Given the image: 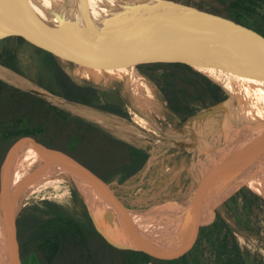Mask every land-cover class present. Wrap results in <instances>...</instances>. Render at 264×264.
Masks as SVG:
<instances>
[{"label":"rangeland","instance_id":"1","mask_svg":"<svg viewBox=\"0 0 264 264\" xmlns=\"http://www.w3.org/2000/svg\"><path fill=\"white\" fill-rule=\"evenodd\" d=\"M182 1L192 5L199 4L207 10L222 9L216 0ZM255 1L256 17L247 21L250 25H255L254 27L264 22V0ZM1 22L5 25V30H0L2 36L11 25L5 19H1ZM22 39L26 44L19 51L21 68L32 79H36L41 68L35 53L38 48L36 45L43 43L35 36ZM173 41H177L176 47L193 54L191 49L195 47V38L189 37L185 42L173 38ZM149 48L152 52L165 56V53L151 46ZM197 51L201 60L213 54L204 42L198 43ZM62 63L75 80L80 83L89 82L97 87V104L118 107L128 112L130 119L105 114L98 109L70 103L45 93L30 81L2 67L0 78L21 89L45 96L54 105L99 124L120 139L150 149L151 160L136 176L137 179L131 182L114 180L106 184L112 200L131 223L149 234L156 228L171 235L175 234L178 244L198 253L227 246L244 234L251 215L248 200L237 188L232 177L217 163V152L213 148L220 131L222 112L215 113L196 103L185 108L190 112L173 115L170 114L172 108L156 106L151 98L143 101L140 96L127 98L122 94V91L126 92L125 83L131 81L108 80L103 77L104 82L96 84L89 74L75 64L69 61ZM197 100L211 103L207 96L198 95ZM263 129L264 107L255 111L239 129L235 148L240 158L244 157L250 162V167L256 174V177L249 178L263 208L259 229L238 254L226 260L202 264H264ZM162 134L171 136L174 142H168ZM190 154L195 161L190 160ZM27 156L26 150L20 154L18 160L25 162ZM208 162H212L209 174L206 172ZM64 167L71 171L68 172ZM74 189L78 190L80 197L73 196ZM6 197L16 220L25 210L43 215L46 201L59 205L77 218L83 217L84 206L89 205L80 175L67 157L61 162L49 165L42 159L30 165H14ZM179 226L187 230L179 231ZM125 245L126 241L117 246ZM5 248L0 258L1 264H23L11 243L5 241Z\"/></svg>","mask_w":264,"mask_h":264},{"label":"water","instance_id":"2","mask_svg":"<svg viewBox=\"0 0 264 264\" xmlns=\"http://www.w3.org/2000/svg\"><path fill=\"white\" fill-rule=\"evenodd\" d=\"M166 1L205 12L173 0ZM21 2L26 23L20 27L10 24L5 34L0 35V39L35 36L43 43L36 46L56 56L61 62L67 60L59 53L67 50L79 59L90 61L99 74L108 80L122 79L143 85L156 106L172 108L170 114L173 115L196 103L206 106L215 113L222 112L220 131L213 146L217 152V163L232 177L237 188L245 195L251 211L249 225L244 234L222 248H212L198 253L176 242L153 237L127 219L112 200L106 187L107 183L89 169L84 154L75 144L59 136L31 131L18 137L9 146L0 164V230L22 263L36 264L35 255L18 230L6 195L13 167L20 154L33 149L57 150L72 162L82 181L90 217L95 225V220H98L103 226L117 232L127 242L124 247L174 263H211L226 259L249 244L261 223L263 208L251 187V179L243 159L235 152V148L239 129L260 106L264 89V65L234 58L224 51L185 66L169 60L159 52H152L145 38L125 27L121 28L120 32L105 22L98 27L69 19L64 11L58 14L54 10L51 0ZM234 23L249 31L251 41L264 38V22L251 29ZM105 33L112 34L123 45L133 48L127 50L123 46L110 43L105 38ZM95 83L100 84L97 80ZM219 92L231 94L235 100L220 106L197 100L198 95L207 96ZM121 93L131 98L126 92ZM64 168L68 172L71 171L67 167ZM103 235L107 238L105 234Z\"/></svg>","mask_w":264,"mask_h":264},{"label":"trees","instance_id":"3","mask_svg":"<svg viewBox=\"0 0 264 264\" xmlns=\"http://www.w3.org/2000/svg\"><path fill=\"white\" fill-rule=\"evenodd\" d=\"M159 1L191 10L210 23L229 29L241 36L264 57V38L251 41L249 31L234 23L250 29L255 26L247 22L250 18L256 17L255 0H216L222 6L220 11L207 10L199 4L192 5L187 1L173 0L234 22L166 0ZM1 19H5L13 26L26 23L24 15L10 12L0 17V30H5ZM107 40L110 43L114 41ZM24 44L26 43L20 37L0 39V67L30 81L39 90L70 103L112 112L124 119H130L128 112L118 107L97 104L98 91L94 84L78 82L56 56L39 48L35 53L41 68L37 78L32 79L22 70L19 62V51ZM131 48L133 47L129 49ZM165 57L169 60H178L168 54H165ZM211 97L215 101L226 98L223 92L215 93ZM184 112L190 111L185 109L179 111L180 114ZM31 131L55 135L71 141L84 154L89 169L106 183L113 182L120 175L123 176L121 182H125L127 176L137 173L150 159V155L144 150L115 137L99 124L54 105L41 94L21 89L0 78V164L9 146L18 137ZM115 155L121 158L119 168L114 167L113 160L117 158ZM192 161H195L193 155ZM129 167L132 168L130 171ZM73 196L80 197L78 190H73ZM44 206L43 215L25 210L16 220L20 234L35 255L36 264H192L159 260L142 251L117 246V243L98 231L86 206L82 218L71 215L52 202L46 201ZM175 236V234L168 235L163 239L176 242Z\"/></svg>","mask_w":264,"mask_h":264},{"label":"bare ground","instance_id":"4","mask_svg":"<svg viewBox=\"0 0 264 264\" xmlns=\"http://www.w3.org/2000/svg\"><path fill=\"white\" fill-rule=\"evenodd\" d=\"M51 2L54 10L58 14L64 11L69 19L98 27L105 22V24L112 26L120 32H122L121 28L125 27L145 38L152 48L165 54L175 56L176 59L182 61L181 63L187 65L201 60L197 51V46L200 42H204L213 54L226 51L234 58L245 59L250 63L264 65V57L241 36L225 27L210 23L191 10L179 8L159 0H51ZM10 12H16L25 16L21 0H0V17ZM104 36L106 39L114 40L112 44L123 46L127 50L130 48L123 45L121 41L112 34L105 33ZM189 37L196 39L195 47L191 49L193 54H189L184 48L176 47L175 42L177 41H173V38H177L179 41L185 42ZM59 55L63 59L77 64L86 74H89L92 79L101 83L104 82L103 77L96 70L95 65L90 61L79 59L67 50L60 52ZM124 87L126 93L131 96V98L140 96L139 98L143 101H148L150 99L149 91L141 84L126 82ZM224 95L226 99L216 105L229 104L235 100V97L231 94L224 93ZM263 107L264 89L261 94L260 106L257 109L260 110ZM199 119L201 118L199 117ZM162 135L168 142H174L171 136ZM245 139L247 140V138ZM27 152L28 156L25 162L17 160L15 166L24 164L30 165L41 159L46 161L49 165L61 162L64 159V154L57 150L33 149L27 150ZM243 162L247 167L246 169L249 177H256L255 171L250 167V162L248 163L244 157ZM201 206H203V203H201ZM95 222L98 229L105 234L109 240L117 244L125 242L117 232L103 226L98 220H95ZM178 230L183 231L185 228L179 226ZM150 234L153 237L162 239L171 235L160 228H156ZM5 241L0 230V258L6 249Z\"/></svg>","mask_w":264,"mask_h":264},{"label":"flooded vegetation","instance_id":"5","mask_svg":"<svg viewBox=\"0 0 264 264\" xmlns=\"http://www.w3.org/2000/svg\"><path fill=\"white\" fill-rule=\"evenodd\" d=\"M208 98L210 99V102H211V104L212 105H216V104H218V103H220V102H222L223 100H225L226 98H224L223 100H220V101H215V99H213V97H211V95H208ZM101 111V110H100ZM102 113H105V114H111V115H114V116H118V115H115L114 113H112V112H108V111H101ZM119 117V116H118ZM112 134V133H111ZM113 135V134H112ZM115 136V135H114ZM116 137V136H115ZM131 145H133V146H136V145H134V144H132V143H130ZM137 148H140V149H142V150H144L148 155H150V159H149V161L151 160V152H150V149H148V148H142V147H139V146H136ZM172 150V149H171ZM128 152H129V156H130V149L128 150ZM185 153H188V152H185ZM117 158H115V160H113L114 161V167L115 168H119L120 167V161H121V158H120V156H118V155H115ZM190 160L192 161V155L190 154ZM149 161H148V163H149ZM147 163V164H148ZM146 164V165H147ZM129 165H130V163H129ZM211 166H212V162H208V164H207V166H206V168H207V174H209V172H210V170H211ZM145 167L146 166H144L141 170H139L137 173H134V174H132V175H129V176H127V178H126V180H125V182H131V181H133V180H135V179H137V175H139L144 169H145ZM132 168H128V170L130 171ZM122 175H120V176H118V177H116L114 180H120V181H122ZM139 181H141V180H139ZM260 226V225H259ZM258 229H259V227H258ZM258 229H257V231H258ZM257 231H256V233H257ZM256 233H255V235H256Z\"/></svg>","mask_w":264,"mask_h":264}]
</instances>
